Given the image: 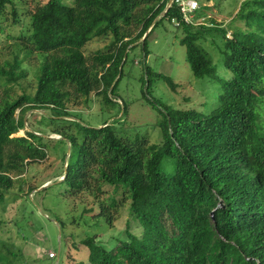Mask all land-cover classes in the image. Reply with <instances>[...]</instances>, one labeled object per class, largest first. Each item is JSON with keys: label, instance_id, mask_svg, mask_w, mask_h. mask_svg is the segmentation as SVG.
<instances>
[{"label": "trees", "instance_id": "1", "mask_svg": "<svg viewBox=\"0 0 264 264\" xmlns=\"http://www.w3.org/2000/svg\"><path fill=\"white\" fill-rule=\"evenodd\" d=\"M28 1L0 0V24L19 30L0 40V204L15 185L21 193L29 165L47 158L39 136L13 137L25 128L26 113L66 121L98 99L111 104L127 48L149 30L141 42L146 57L148 37L167 20L181 35L192 75L216 82L208 112L158 109L162 139L155 145L107 123L75 133L53 128L73 153L61 181L68 195L80 202L102 197L94 202L97 213L96 206L83 213L112 227L127 207L125 239L110 249L95 236L81 241L87 264H264V0L241 2L232 21L245 29L234 28L230 37L212 20L200 22L206 18L199 9L185 22L175 4L166 10L168 0H43L32 10ZM94 39L110 43L87 58L83 48ZM207 41L222 48L230 78L217 76L199 46ZM144 74L145 94L157 80L176 88L147 67ZM30 75L32 95H17L13 89ZM165 159L171 160L167 173L160 169ZM35 189L29 186L25 196ZM65 264L85 263L68 255Z\"/></svg>", "mask_w": 264, "mask_h": 264}, {"label": "rangeland", "instance_id": "2", "mask_svg": "<svg viewBox=\"0 0 264 264\" xmlns=\"http://www.w3.org/2000/svg\"><path fill=\"white\" fill-rule=\"evenodd\" d=\"M194 1L199 6L197 14L206 18L200 22L208 24V20H212L215 27L228 30V37L236 27L245 29L242 22L232 21L244 0ZM42 2L43 0H29L28 7L32 10ZM0 27L3 28L0 29V40L3 42L5 35L19 34L15 27L2 24ZM142 39L125 52L127 58L121 79L115 94L109 96L113 101L111 104L98 99L97 102L73 112L72 118L65 119L70 122H52L49 112L45 111L26 113L25 128L13 137H25L27 132L39 136L36 143L40 140L47 158L29 165L23 176L26 184L20 186L21 193L18 192L19 186L15 185L0 204V262L65 264V258L70 255L75 261L87 264L88 250L81 241L95 236L97 244L110 249L115 241L125 239V221L129 220L127 207L120 211L113 226L108 227L103 219H92L91 214L83 213L84 209H93L97 205L94 202H100L102 197L97 200L89 197L86 198L87 201L80 202L77 196L68 195L67 188L61 181L73 153L64 138L53 135L54 127H66V130L75 133L79 126L100 128L107 123L118 133L146 138L150 145H155L162 139L159 127L163 120L161 111L190 109L206 113L211 109L217 91L216 82L211 78H196L192 75L185 60V47L179 42L181 35L174 24L167 20L158 23L147 39L146 57L142 51ZM109 43L110 39H94L83 48V53L90 58L96 51L105 50ZM199 46L212 61L217 76L220 79L230 78L231 74L224 65L222 48L210 41ZM145 67L169 77L176 88L171 90L163 81L157 80L151 83L149 92L145 94ZM35 82V78L30 75L13 90L17 95L22 92L32 95ZM4 98V88H0V101ZM148 100L155 101L157 109L152 108ZM123 106L126 108L125 112ZM160 169L169 172L171 160H163ZM29 186L36 189L25 196ZM97 211L98 206L93 213ZM50 253H55V259H48Z\"/></svg>", "mask_w": 264, "mask_h": 264}, {"label": "built area", "instance_id": "3", "mask_svg": "<svg viewBox=\"0 0 264 264\" xmlns=\"http://www.w3.org/2000/svg\"><path fill=\"white\" fill-rule=\"evenodd\" d=\"M171 4H175L179 8L185 22L187 23H191L194 12L199 9L197 2L194 0H171ZM54 257L55 254H49V258Z\"/></svg>", "mask_w": 264, "mask_h": 264}, {"label": "water", "instance_id": "4", "mask_svg": "<svg viewBox=\"0 0 264 264\" xmlns=\"http://www.w3.org/2000/svg\"><path fill=\"white\" fill-rule=\"evenodd\" d=\"M170 6H171V0H168V3H167V5H166V10H167ZM165 12H166V11H164L159 17H162V16L164 15ZM159 17H158V18H159ZM158 18H156V20H157ZM156 20H155V21H156ZM155 21L153 22V24L155 23ZM148 33H149V30L145 33L143 39L147 36ZM143 39H142V40H143Z\"/></svg>", "mask_w": 264, "mask_h": 264}, {"label": "bare ground", "instance_id": "5", "mask_svg": "<svg viewBox=\"0 0 264 264\" xmlns=\"http://www.w3.org/2000/svg\"><path fill=\"white\" fill-rule=\"evenodd\" d=\"M202 24V23H201ZM197 25V24H196Z\"/></svg>", "mask_w": 264, "mask_h": 264}, {"label": "clouds", "instance_id": "6", "mask_svg": "<svg viewBox=\"0 0 264 264\" xmlns=\"http://www.w3.org/2000/svg\"><path fill=\"white\" fill-rule=\"evenodd\" d=\"M172 5V4H171ZM59 137V136H58Z\"/></svg>", "mask_w": 264, "mask_h": 264}]
</instances>
